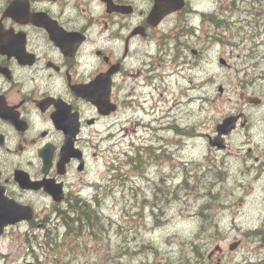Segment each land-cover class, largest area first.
<instances>
[{"label":"flooded vegetation","instance_id":"1","mask_svg":"<svg viewBox=\"0 0 264 264\" xmlns=\"http://www.w3.org/2000/svg\"><path fill=\"white\" fill-rule=\"evenodd\" d=\"M51 1L0 0V188L24 205L37 192L21 185L43 183L45 157L53 162L49 179L61 182L76 170L89 173L88 153L94 157L99 148L90 140L104 118L87 99L101 102L111 85L112 99L121 102L135 49H158L157 29L187 24L193 10L204 9L198 0H186L155 29L156 0ZM48 15L80 35L56 40L46 28ZM75 133L85 163L81 169L78 155L70 157L74 150H68L70 162L61 176L63 148Z\"/></svg>","mask_w":264,"mask_h":264},{"label":"rangeland","instance_id":"2","mask_svg":"<svg viewBox=\"0 0 264 264\" xmlns=\"http://www.w3.org/2000/svg\"><path fill=\"white\" fill-rule=\"evenodd\" d=\"M245 48H231L228 46H221V45H214V46H208L206 47L205 55H203V59L201 61V70H195L192 68L194 67V62L189 65H185L188 68H191V70L186 71L184 73V76L182 78L178 77L177 74V69L174 68L172 65H168L167 68H164L163 71L165 72L166 75H169L166 77V80L164 82V85L160 89V96H158V92L155 90V87L151 90H146L145 91V99L149 101L148 107L151 108V105L155 107L157 105V101H160L161 103L159 106L161 107L163 111V115L166 116L168 115V119H165L166 121L169 120L168 122L171 124H176L180 128H185L188 125H192L195 122L199 121H206V119H211L213 114L217 113L218 117L221 118L224 116V114L228 113L231 111V109L234 107L233 104L237 103L238 95L235 92L236 90V85L235 81L236 79H233L235 76H241L244 77L242 74L243 68L248 65L247 63H244V58H243V51ZM220 56H226L227 58L230 59V64L232 67L228 70L227 68L220 67L218 64V59ZM188 59L189 60H194L190 54H188ZM237 68H240V74H238ZM174 71V75H170L171 72ZM202 72V73H200ZM164 75V76H166ZM204 81H200L201 78H204ZM205 80H213L212 83L209 84H204ZM200 81V82H199ZM222 84L225 87L226 93H224L222 99L217 103L216 109L214 111H206L205 112V107L209 109V105L212 103L208 102L209 104L204 103V98L205 96L208 97V100L214 101V98L217 99L218 95V85ZM199 85L200 87H197ZM205 88L201 87L204 86ZM230 85V86H229ZM188 96L190 101L187 103V101L184 100V96ZM160 98V99H159ZM177 100L178 102V110L173 114L171 107L175 105V101ZM166 103H163L165 102ZM153 109L151 108V111ZM155 111V116L159 115V111L157 108L154 109ZM258 111H264L263 110H258ZM141 114L142 113H138ZM176 115V116H175ZM154 116L151 114L150 117H147L145 120L148 122L149 120H152ZM137 119L141 120L140 115L137 116ZM209 119V120H210ZM148 124L151 126V123L148 122ZM163 124H160L159 127H161ZM216 123L214 122H209L208 123V130L212 129ZM143 135H139L137 137L136 134H133L135 137L136 141L140 139L143 141V139L147 138L152 139V134L149 136V132H144L142 131ZM160 136H167L168 138L173 140V132H160ZM140 141V142H141ZM184 141V140H183ZM139 142V143H140ZM157 143H155L156 145ZM162 144V142H160ZM117 150L112 152L114 153L112 155V159L114 157H117L116 161L118 162L119 160H124L125 154H118L119 149L116 148ZM171 152L179 153V148H177L175 145H170ZM199 149V148H198ZM180 156L183 160L187 159H192V158H198L200 156L199 151H194L191 149H181V154L178 155ZM119 158V159H118ZM151 172V169H150ZM150 177V175H149ZM214 199V197H211V201ZM187 198L183 199V202L186 201ZM180 203L176 204V209H178ZM94 209V208H93ZM86 212L93 214L92 210L85 209ZM90 215V216H91ZM120 215L117 216L119 218ZM197 225L193 223H187L184 222L181 218H176L175 219V227L174 229L168 234L164 233L159 235L160 242H164V239L171 235L172 240L171 244L167 246H162L160 247V243L158 241L154 240V243L158 245L159 249L157 248V255L153 256V259H156L157 262L160 264H165L167 262L166 258H176L178 257L182 250H184L187 254L192 255L190 253V248L188 246L189 241H191L192 237L194 234L197 232ZM16 236V234L14 235ZM139 238L141 240H151L149 237H146L144 235H140ZM156 238L158 236L156 235ZM195 238V237H194ZM199 237H196L195 239H198ZM140 240V241H141ZM157 242V243H156ZM29 245L27 244H18V243H13L11 240L10 241H4L0 244V250H2L5 253V260L7 264H27V263H34V256L28 257L26 255L27 248ZM152 257V256H151Z\"/></svg>","mask_w":264,"mask_h":264},{"label":"trees","instance_id":"3","mask_svg":"<svg viewBox=\"0 0 264 264\" xmlns=\"http://www.w3.org/2000/svg\"><path fill=\"white\" fill-rule=\"evenodd\" d=\"M80 216L81 217H89L87 212H82ZM82 222L84 223V225H86V226L88 225L87 221L85 219H83Z\"/></svg>","mask_w":264,"mask_h":264},{"label":"bare ground","instance_id":"4","mask_svg":"<svg viewBox=\"0 0 264 264\" xmlns=\"http://www.w3.org/2000/svg\"><path fill=\"white\" fill-rule=\"evenodd\" d=\"M83 212H86L85 210ZM88 213V216L90 217L91 213L87 212ZM152 240V239H151ZM147 241V240H146ZM154 242V240H153ZM157 243V242H156ZM158 246V245H157ZM157 249V248H156ZM159 249V248H158ZM156 260V259H155ZM157 262V261H156Z\"/></svg>","mask_w":264,"mask_h":264}]
</instances>
